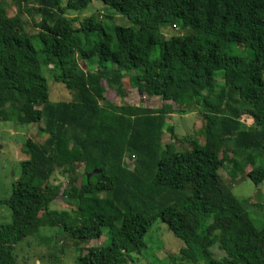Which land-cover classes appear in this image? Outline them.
I'll return each mask as SVG.
<instances>
[{
  "label": "trees",
  "instance_id": "16d2710c",
  "mask_svg": "<svg viewBox=\"0 0 264 264\" xmlns=\"http://www.w3.org/2000/svg\"><path fill=\"white\" fill-rule=\"evenodd\" d=\"M92 1L11 0V17L0 1V121L35 123L45 135L42 143L26 140L21 178L0 202L10 212V223L0 224V264H18L13 248L48 226L81 242L99 239L105 229L109 244L81 249L76 264H134L132 254L144 264L143 237L155 221L183 244L167 264H257L264 259V225L253 224L219 171L230 142L246 153L245 176L255 186L264 181V0H100L132 24L113 27L114 44L93 17L76 26L65 16ZM23 10L40 18L35 37L43 62ZM169 24L189 32L165 37L160 30ZM78 58H96L99 67L83 70ZM42 65L58 69L55 79L73 92L72 101H49ZM127 76L141 95L168 100L177 113L197 112L201 141L187 137L180 149L182 139L171 135L163 143L171 133L165 109L99 104L102 82L123 100ZM246 108L252 129L239 119ZM236 171L242 175L232 167L230 179ZM58 197L70 214L51 209Z\"/></svg>",
  "mask_w": 264,
  "mask_h": 264
},
{
  "label": "rangeland",
  "instance_id": "374dc122",
  "mask_svg": "<svg viewBox=\"0 0 264 264\" xmlns=\"http://www.w3.org/2000/svg\"><path fill=\"white\" fill-rule=\"evenodd\" d=\"M0 1H4L8 16L11 17L16 14L15 7L11 0ZM62 5H65V0H62ZM65 16L67 18L76 19L74 23L76 26H78V23L82 20L93 17L102 24L106 35L112 39V44L115 42L112 31L114 26H132L127 17L116 13L100 0L92 1L83 11H66ZM21 18L25 22L26 31L31 38H33L32 43L34 47L39 50L40 60L43 62V55L40 51L41 43L39 40H36L35 37L41 28L40 18L35 17V15L29 17L24 10ZM162 26L160 31L165 37L183 35L189 32V28H181L175 24ZM77 37L79 36L77 35ZM80 39L82 40V38ZM96 39L97 33L94 32L90 35V41L93 42ZM228 51L235 54L239 53L234 46H231ZM157 57L158 49L155 46L152 50V58L156 59ZM77 61L79 66L86 71L93 72L99 67L96 58L84 61V63L80 58H78ZM104 66L108 69L112 68L110 62H106ZM139 71L140 69L138 68L132 70L130 74L132 76ZM42 73L47 81L48 98L51 103L72 101L73 92L67 90L55 79L58 75V69L55 66L42 65ZM129 76L125 77L123 80L127 92L123 100L116 97L114 93L105 86V83L102 82L105 100L101 101L99 104H127L133 106L141 104L149 109H165L169 113L166 118V126L171 127V133L166 132L164 134L162 138L163 143L170 142L171 135H173L177 142L182 139V141L176 143L177 147L180 149L188 147V144L185 142L187 137L194 138L197 136L198 140L201 141V136L196 135L197 130H199L197 127L198 122H202L197 112H190L187 114L177 113L178 107L173 106L170 101H163V99L158 96L148 97L141 95L135 89L130 88L128 84ZM214 80L216 89L220 88L223 84L221 71L215 72ZM239 119L247 128H253V120L249 109H243L240 112ZM37 128L38 125L35 123L21 124L14 122L13 119L9 121H0V202L9 197L12 182L21 178L20 162L27 158L25 154L26 140L30 139L37 143L43 142L45 135L39 134ZM245 156V152L235 151L230 142H225L223 152L220 154L224 168L219 171V174L224 181L229 184L232 195L244 204L243 206L253 224L257 228H260L264 225V181L258 186H255L245 176L246 173L251 170L250 164L244 159ZM229 160H232V163H229ZM79 166L81 167V165ZM232 167L240 170L242 169V175L239 171H236L235 179H230L227 172L231 170ZM87 173L88 172H86L85 175ZM51 209L59 213L63 211L69 213V208L64 199L59 197L56 198L54 204L51 205ZM9 223L10 212L6 206L0 204V224ZM102 233L103 235L99 239L84 240L81 242L71 239L62 227L48 226L39 229L38 234L35 236L25 238L13 248V251L17 257L18 264H76V259L81 249L109 244V236L105 229H103ZM143 241L146 247L141 252L140 257H144V264H167V258L177 254L178 249L183 246L182 242L175 238L160 221H155L152 224L148 232L144 235ZM131 258L134 264H141L139 255L132 254ZM257 264H264V259L258 261Z\"/></svg>",
  "mask_w": 264,
  "mask_h": 264
},
{
  "label": "water",
  "instance_id": "95a60500",
  "mask_svg": "<svg viewBox=\"0 0 264 264\" xmlns=\"http://www.w3.org/2000/svg\"><path fill=\"white\" fill-rule=\"evenodd\" d=\"M129 160H130V158H129ZM131 165H132V164H131V161H129V168H131ZM94 172H95V170H93V171L90 172V173H87V174H86V178H89V176H90L91 174H93ZM54 174H55V177H56L60 182H63V181H64V178L58 174V168H57V165H56V164H54Z\"/></svg>",
  "mask_w": 264,
  "mask_h": 264
},
{
  "label": "crops",
  "instance_id": "0c3cea01",
  "mask_svg": "<svg viewBox=\"0 0 264 264\" xmlns=\"http://www.w3.org/2000/svg\"><path fill=\"white\" fill-rule=\"evenodd\" d=\"M135 106V105H134ZM137 106V105H136ZM201 126V123L200 122H198V125H197V127L199 128Z\"/></svg>",
  "mask_w": 264,
  "mask_h": 264
}]
</instances>
